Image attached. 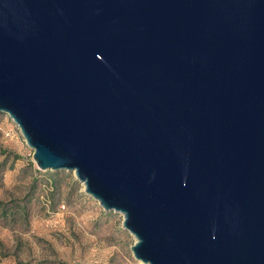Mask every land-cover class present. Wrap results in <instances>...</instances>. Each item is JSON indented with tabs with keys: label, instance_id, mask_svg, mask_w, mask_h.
Segmentation results:
<instances>
[{
	"label": "water",
	"instance_id": "obj_1",
	"mask_svg": "<svg viewBox=\"0 0 264 264\" xmlns=\"http://www.w3.org/2000/svg\"><path fill=\"white\" fill-rule=\"evenodd\" d=\"M0 113L143 264H264V0H0Z\"/></svg>",
	"mask_w": 264,
	"mask_h": 264
},
{
	"label": "rangeland",
	"instance_id": "obj_2",
	"mask_svg": "<svg viewBox=\"0 0 264 264\" xmlns=\"http://www.w3.org/2000/svg\"><path fill=\"white\" fill-rule=\"evenodd\" d=\"M32 154L0 113V264H143L120 213L104 210L72 171L38 169Z\"/></svg>",
	"mask_w": 264,
	"mask_h": 264
},
{
	"label": "trees",
	"instance_id": "obj_3",
	"mask_svg": "<svg viewBox=\"0 0 264 264\" xmlns=\"http://www.w3.org/2000/svg\"><path fill=\"white\" fill-rule=\"evenodd\" d=\"M15 264H31V262H24V263H22L20 261H17ZM38 264H43V262H39Z\"/></svg>",
	"mask_w": 264,
	"mask_h": 264
}]
</instances>
